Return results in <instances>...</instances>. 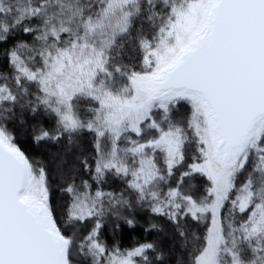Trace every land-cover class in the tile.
Listing matches in <instances>:
<instances>
[{
    "label": "snow or ice",
    "instance_id": "snow-or-ice-1",
    "mask_svg": "<svg viewBox=\"0 0 264 264\" xmlns=\"http://www.w3.org/2000/svg\"><path fill=\"white\" fill-rule=\"evenodd\" d=\"M0 264H264V0H0Z\"/></svg>",
    "mask_w": 264,
    "mask_h": 264
},
{
    "label": "trees",
    "instance_id": "trees-1",
    "mask_svg": "<svg viewBox=\"0 0 264 264\" xmlns=\"http://www.w3.org/2000/svg\"><path fill=\"white\" fill-rule=\"evenodd\" d=\"M139 233H134V235H138Z\"/></svg>",
    "mask_w": 264,
    "mask_h": 264
}]
</instances>
